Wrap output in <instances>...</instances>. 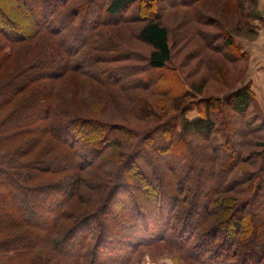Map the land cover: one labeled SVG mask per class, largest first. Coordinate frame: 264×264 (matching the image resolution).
<instances>
[{
    "label": "trees",
    "instance_id": "trees-1",
    "mask_svg": "<svg viewBox=\"0 0 264 264\" xmlns=\"http://www.w3.org/2000/svg\"><path fill=\"white\" fill-rule=\"evenodd\" d=\"M6 1L10 3L15 1L17 4L23 3V16L21 8L20 13L15 15L7 13L8 9L5 10L0 6V35L5 40L2 42L0 38V233L4 232L7 227L16 230V233L8 235L12 238H0V264H3L2 261L6 262L5 260L10 258L12 253L20 251L21 253L16 254H25L34 246L41 248V253L39 256L34 257V263L31 264H102V262L127 264L133 254L131 253V247L132 249L135 248V251L139 245L151 242H165L176 250L187 249L188 254L185 257L196 260L198 264H264V245L259 246L257 242L259 241L258 233L261 228L260 231L257 228L258 232L254 234V231L250 229V224H245L243 220L241 225L239 220V222L236 221L243 216L240 212L234 213L227 222L224 228L227 234L222 238L221 244H215L216 242L213 241L209 245L215 247V252L211 256L197 250H202L203 244L205 245L207 241L203 235L197 238V241H191L194 236L195 225L189 220V216L194 214V206L197 205V208L205 206V202H213L217 205V201L230 207L232 204H236V202L231 201L236 199L233 196H217L220 193L224 192L223 194H225L228 192L226 191V184L221 185L217 190H211V197L209 194L202 193L200 175L203 171L199 169L197 174L195 173V177L199 178L200 183L196 181L197 183L193 184V201L184 204L179 192H170L164 197L162 192L160 193L156 189L150 190V188L143 187L142 182H127L124 174L125 169L129 168L134 157V159H144L145 162H148L151 159H160V157L165 159V156H169L175 159L177 165L171 167V163L169 165L166 162L167 168L174 170L182 166L183 161L178 162L176 159L183 160L186 158L184 156L185 151H187L185 140L190 134L213 140L211 144L217 154H224L223 171L227 164L231 163L229 167L235 168L238 163L247 162L249 159L252 161L255 159L252 155L258 156L257 159H260V161L258 162L256 159L254 162L258 168H260L262 162L261 167L264 170V141L260 143L261 150L257 149V152L253 151L251 153L244 152L242 146L233 144L228 146L236 131L226 125L230 124L231 112L239 118L247 115L253 96L250 85L243 84L234 87L223 95L199 97L195 103L189 102L183 106L177 121L160 124L157 129L158 132H153L152 136L149 135L151 133H147L146 137L142 136L144 143L148 144L147 149H141L142 151L135 149L132 151L134 152L133 156L132 153H128L124 157L125 160L116 158L119 151H114L110 155L108 152L104 153L107 149L103 148L104 143L110 142L104 136L90 139L91 141L83 139V137L92 125L117 128V124L99 121L94 118H82V116L75 115L70 108L60 105L59 102L54 103L48 100L44 103L43 98L50 94V91H48L50 89L45 88L50 87L46 86V83L42 80L46 77L57 79L62 75L74 72L88 76L104 87H118L123 91H135L148 90V87L156 83L153 80L158 77V82L162 83L159 87L162 92H165H161V95L170 97L176 103L183 97L185 87L175 68L172 69L171 77L165 78V70L170 71L167 70V67L171 62L172 49L168 26L161 21L159 16L161 14L154 17L141 16L140 0H106L104 3H100L101 0ZM198 1L160 0L162 2L160 7L164 9L163 13L170 8L184 7L191 9ZM31 15L37 16L38 19H31ZM249 15L262 21L261 10L248 12L246 14L247 18ZM196 16L200 18L198 13L184 19L188 20V24L192 27L193 20L191 17ZM18 19H20V22ZM136 21L142 22V25L136 31L137 38L150 48L146 57H142L139 53L128 48L125 50L112 48L108 50L110 53L112 51L111 54L104 52V54L96 55V52L103 51L101 47L106 48L108 45L105 42L96 43L97 30L100 27ZM250 22L246 21L247 24H250ZM22 23L24 24L21 26ZM251 25L253 26L251 32L255 36L257 35L256 24L251 22ZM176 31L178 38L181 39L183 36L182 31ZM219 33L217 35L208 33L210 39L208 41L204 40L205 44L225 52L233 59L246 58V53L241 50L236 42V38L239 36L227 33V37L223 33ZM201 34V37H207L206 30L201 31ZM81 37L82 40L79 41ZM37 38L45 41L50 40L52 50L37 56L34 61L27 59L25 61L20 58L15 68L8 70L16 61H14V56L10 52H4L3 48L8 44L13 46ZM91 51L94 52L91 54ZM61 54H63V57L59 58ZM148 70L152 71L151 74L148 72L144 77H140L144 71ZM4 73L5 76L3 77ZM51 80H48L47 83H50ZM33 87H39L40 89ZM30 88L33 90H30ZM190 109H197L200 113L197 112L196 117L189 119L185 116V113ZM35 115H39L40 118L34 117ZM252 120L257 119L252 118ZM92 121H95V123ZM178 124L179 128L177 127ZM27 133H29L28 135L36 134V137L37 135L50 134L53 138L51 144V147H53L50 148L44 145L37 151L39 139L35 136L19 141ZM220 135L227 136L225 143H220ZM75 136L76 139L81 138L90 141L85 143L86 145L82 142L84 149L82 151L91 156L90 160H87L83 154L82 161H85L86 164L77 162V159H79L78 153L75 149H70L69 142H73ZM120 137L117 136L116 139H113V143L108 145H117L116 147L119 148L123 145ZM133 137H136V135ZM64 145L68 149L62 148ZM35 151L37 152L35 153ZM42 153H44L43 156ZM61 160H63L62 167L58 165L59 163L62 164ZM55 163L59 167H51ZM107 167H110V173L113 176L112 185L106 187L104 182L94 181L91 184L92 186L97 183L96 186L100 184L99 187H103L100 189V195L94 202H88L86 198L87 202L85 201L83 205L81 199L88 194H83V191L80 190L82 182L92 179L81 173H76V171L84 168L96 173ZM184 168L186 171H190L189 160ZM64 169L65 171H63ZM68 169H74L75 172L73 174L71 172L67 173L69 172L66 171ZM214 169H216L215 164ZM227 169L228 167H226ZM47 173L50 176L57 175L51 181L53 179H60V181L46 182ZM246 176L249 177V180L243 186L252 183L251 181L257 176H262V173H258L257 170L253 169L249 170ZM35 181H38V184H33ZM68 182L71 184L69 190L64 185ZM263 184L258 182L257 186L261 187L260 192L253 194L252 199L256 204L259 202L261 212L264 211ZM15 190L26 197L22 200L25 210L18 220L14 219L17 206L8 199L9 196L14 194ZM63 193H66L67 196L64 198L58 196V194ZM117 195L119 201H116ZM130 195L132 198L133 195L137 197V199L133 198L137 204L131 202ZM75 200L81 201L82 211L79 214H74L71 208V203L73 201L76 203ZM117 202H120V206L123 207V212L118 217L124 221L131 238L123 235L120 240L112 239L106 229L98 227V235L94 240H90V234L92 233L89 225L90 221L94 220L95 222L98 220L101 217L100 214L106 213V210L113 208ZM88 203L90 206H88ZM150 203L154 204L152 207L153 213L149 208ZM33 207L37 211L40 210L38 212H41L44 216H40L37 211L33 210ZM224 207L217 205L215 209L220 214L224 211ZM115 210L122 211L119 206L114 208ZM46 211L53 212V214L48 213V217H46V213H44ZM114 211L111 210L113 213ZM249 211L250 216L256 215L252 209ZM152 214H154V219ZM179 214L183 218L178 227L174 229L171 226V219L179 217ZM115 216L117 218V215ZM221 220L213 223L210 215L208 218L202 219V224L205 221L203 226L198 224L196 228H203V233H208L207 235L211 236L212 228ZM1 223L5 225L2 226ZM253 229L256 231V225ZM242 232H245V234L242 235ZM132 233L134 236H132ZM227 235L228 239L226 238ZM70 239L72 244L69 245V249H60V245ZM110 241H113L112 243L116 244L117 247L121 245L120 253L108 257V261L101 260L95 263L96 252L102 247H105V250H110ZM232 244L236 249L237 256L235 257L230 256L227 251ZM123 248H126V251L121 253ZM1 254L8 255V257H2Z\"/></svg>",
    "mask_w": 264,
    "mask_h": 264
},
{
    "label": "rangeland",
    "instance_id": "rangeland-1",
    "mask_svg": "<svg viewBox=\"0 0 264 264\" xmlns=\"http://www.w3.org/2000/svg\"><path fill=\"white\" fill-rule=\"evenodd\" d=\"M104 1L106 0H101L100 3H104ZM140 1V9L142 8L141 16L147 15L154 17L155 15L161 14L159 15L161 21L168 26L172 58L167 67V70L169 69L170 71L167 72L165 70V78L171 77L172 69L175 68L179 79L182 81L185 87L183 97L175 103L170 99V97L161 95L162 90L159 85L162 83L158 82V77L153 80L156 83L148 87V90L123 91L118 87L101 86L98 84V82L88 76L82 75L80 73L70 72L64 76L62 75L61 77H58L57 79H53V77H49V79L46 77V79H44L46 81L42 80V82L46 83V86L50 87L45 88L50 89L48 90L50 91V94L47 96L48 98L46 97L47 99L42 97L43 102L45 103V101L48 100H51L54 103L59 102L60 105L70 108L75 113V115L77 114V116H82V118H94L99 121L117 124V128H108L107 126L105 127L102 125L98 127L97 125H92L88 128L89 131L85 134L83 139L92 140L93 138L96 139L97 137L101 138L104 136L106 140L110 141L104 143L103 148H107L104 153L108 152L110 155L112 152L114 153V151H119L117 155L118 157L116 158L125 160L124 157L127 156L128 153H132L133 156L134 152L132 151L135 149L140 151H142L141 149H147L148 144L144 143L145 141L144 138L142 139V136L144 135L146 137L148 135L147 133H151L149 135L152 136V133L157 131L160 124H169L177 121L183 106L189 102L195 103L199 97L223 95L225 92L233 89L234 87L248 84L250 85L253 93L252 104L247 115L244 117L242 116L239 118L237 115H233L231 112L232 115L230 114V124H227L226 126L230 129H234L236 132L235 135L231 137L228 146L233 144L240 147L242 146L244 152H257L256 150L261 148L260 143H263L264 141V85L259 83L253 85V82L247 81L248 78H250L248 73H246L249 62L247 54L245 59H233L231 56L225 54V52H222L215 47H209V44L206 45L204 40L208 41V39H210L208 33L217 35L220 34L219 32L223 33L224 36H227V33H232L242 38H247L250 40L254 39L256 35L254 36L251 32V28L253 27L251 22L252 24H258L260 20L253 18L252 15H249L247 18L246 14L248 12L250 13L254 11H260V3L263 0H256V3L255 0H199L194 5V8H170L166 9L164 13L162 12L164 9L160 7L162 6V2H160V0ZM12 2L10 3L6 0H0V6H2L5 10L8 9L9 11L7 10V13L15 15H17L16 13H20L21 8V13L23 16V3L17 4L15 1L13 3ZM198 13L200 18L197 16L191 17L193 20V26L191 27L190 24H188V20H185L184 18H189V16ZM34 18H37V16L31 15V19ZM18 21L20 22V19H18ZM35 21L37 22V20ZM246 21L251 22L250 24H247ZM23 24L24 23H22L21 26ZM140 25H142V22L136 21L100 27L97 30L96 43L100 44L105 42L108 45L106 48L101 47L103 51L96 52V55L104 54V52L106 54H111L112 51L110 53L108 50L112 48L121 50L128 48L139 53L142 57H146L150 51V48L145 43L141 42L136 36L137 28ZM176 30L182 31L183 36L181 39L178 38ZM204 30H206L207 35L205 38L201 37V31L204 32ZM0 38L2 42L5 41L1 35ZM79 39V41H81L82 37ZM50 45V40L45 41L44 39L38 38L17 43V45L13 46L9 44L6 45V47L3 48L4 52H10L11 55L14 56V61H16L13 62L12 67H10L8 70L14 69L15 65H17L18 59L20 58L24 59L25 61L26 59L34 61L37 56L43 55L46 53V51L52 50ZM93 52L94 51H91V54ZM59 56V58H62L63 54ZM52 60L55 61L54 59ZM148 72L151 74L152 71H144L140 77H144ZM5 73L3 77L5 76ZM48 80H51L49 81L50 83H47ZM257 85L260 86L261 91L257 89ZM36 89L40 88L38 87ZM30 90L33 89L30 88ZM43 102H41V104H43ZM197 112H199L197 109H190V111L185 113V116L189 119H192L198 115ZM34 117L40 118L39 115H35ZM252 118L257 120L253 121ZM92 122L95 123V121ZM177 127L179 128V124ZM28 134L29 133L23 135L19 141H23L33 136L36 137V134ZM135 135L136 137H133ZM117 136H121L120 139L123 141V145L119 148L116 147L117 145H108L109 143H113V139H116ZM36 138L39 139L37 151L40 150V148L44 145H47L50 148L53 147H51L53 138L50 134L42 136L37 135ZM83 139H76L75 136L73 139L74 143L69 142V146L71 147L70 149H75V151L78 153L79 159H77V162L80 163H85V161H82L83 154L87 160H90L91 158L88 153L82 151L84 150L82 142H84V145H86L85 143H89L91 140L85 141ZM219 141H221L220 143H225L227 141V136L220 135ZM211 143H213V140L204 139L192 134L188 135L185 140L187 151H185L184 156H186V158L183 160L176 159L178 162L183 161V163H181L183 165L175 168L174 170L169 169L166 166V162H168L169 165L171 163V167L177 165L175 159L169 156H165V159L163 157H160V159H151V161H148L150 163L145 162L144 159H134V157L132 159L133 162H130L129 168L125 169L124 174L126 176L127 182H142L143 187L150 188V190L156 189L160 193L162 192L164 197H166V195H168L170 192L177 191L179 192L180 197L183 198L184 204H188L187 202L193 201V184L197 183L196 181H199V178L197 179L195 177V173L197 174L198 170L202 169L203 172L200 175V179L202 181L200 187L201 192L207 195L209 194L211 197V190H217L221 185L226 184V191L228 192L225 194H223L224 192L220 193L217 196H233L236 199L231 201L233 203L236 202V204H232L230 207L229 205L225 206L226 204H222V202L218 203L219 201H217V205H221V207L225 206L224 211L220 213L222 214L221 216L215 209L217 206L216 203L205 202V206H199L198 208L197 205L194 206V214L189 216V220L193 225H195V232L191 241H197V238L201 237L202 235L204 239L207 240L205 245L203 244L204 247L202 250L197 249L199 250L198 252L201 251L203 253L210 254L211 256V254L215 252V247H211L209 245L212 244L213 241L216 242L215 244H221L222 238L227 234L224 229L227 222L229 221L230 217L234 215V213L238 212L242 213L244 216H242L241 219L236 220H239L241 225L243 224V220L245 224H250V229L254 231V234H257L258 230L260 231L261 228V231L258 233L259 241L257 242L259 246L264 245V218H262L264 217V211L261 212L259 202L256 204L255 201H252L253 194L255 195L257 192H260L259 189L261 187L257 186L258 182L264 183V170L263 167H261L263 163L261 162L260 168H258L257 164L254 162L258 156L252 155L255 159L252 161L249 159L247 162L238 163L236 164L235 168H230L229 166L231 163H226L227 166H225L224 170L226 172L224 173L222 168L225 164L224 154H217ZM62 148L68 149V147L65 145ZM37 151H35V153ZM43 154L44 153H42V156ZM188 160L190 164V171L192 170L191 172L186 171L184 168V165L187 164ZM61 161L62 164H58L60 167L63 165V160ZM256 161L259 162L260 159H257ZM214 164L216 169H214ZM59 166H57V163L51 165L53 168ZM211 167H213L212 170ZM226 167H228L227 170ZM253 169L257 170L258 173H262V176H257L253 181H251L252 183L243 186V184H246L249 180V177L246 176V173ZM63 171H65V169ZM66 171H69L67 173L71 172L72 174L75 172L74 169H68ZM110 171V167L105 168L103 171H97L96 173L90 169L85 170L84 168H81L80 171H76V173H81L82 175H86L92 179L88 181L84 180L82 182L80 190L83 191V194H88L81 199L83 205L86 201V198L88 202H94V200H96V198L100 195V189L103 187H99L100 184L96 186L97 183L95 186H92L91 184L94 183V181L97 180L100 183L104 182L106 187H110L112 185L113 176ZM99 175L101 176L100 178ZM46 176V182L51 181L53 177H57V175L50 176L48 173ZM54 180L60 181V179H53L52 181ZM33 184H38V181L33 182ZM64 185L67 186L68 190L71 189V184L69 182L64 183ZM58 196L64 198L67 195L66 193H63L58 194ZM24 197L25 195L23 196L19 191L16 190L12 196L8 197V199L14 202L15 204H13L17 206V210L14 215L15 220H18L19 216H21L25 210L24 204H22V200L26 198ZM133 198L137 199V197L134 195ZM133 198L130 195L131 202L137 204ZM116 201H119L118 195L116 197ZM154 201L156 200L154 199ZM121 205L123 204L121 203ZM88 206H90L89 203ZM118 206L122 211H114V208ZM153 206L154 204L150 203L149 208H151L152 213ZM71 208L74 214H79L82 211L81 201H76V203L73 201L71 203ZM165 209L166 207L164 210ZM250 209L255 212V216H250ZM33 210L37 211V209L34 207ZM111 210L114 211V213L111 212ZM164 210L162 209L163 214ZM122 212L123 207L120 206V202H117L113 208L111 207L110 210H106V213L100 214L99 216L101 217H99L98 220L95 222L94 220H91L89 223L92 232L90 234V240H94L98 235V227L101 229H106V231L110 233L112 239L120 240L123 238V235L124 237L131 238L130 233H128V228L125 227L124 221L118 217V215ZM44 213H46V217H48V213L50 215L53 214V212L50 211H46ZM38 214L40 216L43 215L41 212H38ZM114 214L117 215V218ZM210 215L212 216L211 222L213 223H216L222 219L212 228L211 236L207 235L208 233H203V228H196L198 224H202V219L208 218ZM152 218L154 219V214H152ZM182 218L179 214V217L171 219V226L176 229ZM203 223L205 224V221ZM204 224H202V226ZM254 224L256 225V231L253 229L255 227ZM4 225L5 224L3 223L2 226ZM1 229L3 230L4 227ZM14 229L15 228L10 229L7 227L4 232L0 233V238H12V236L8 235L16 233V230ZM228 233L230 232L228 231ZM243 234H245V232H242V235ZM132 236H134L133 233ZM226 238L228 239V235ZM112 242L113 241H110V250H105V247H102L100 250H98V252H96L95 263L101 260L108 261L113 254L118 255V253H120L119 249L121 245L117 247L116 244H113ZM70 244H72L71 239L67 240L66 243L61 244L60 249H69ZM229 248L227 251L230 256H237L234 244H232ZM134 249L135 248L132 249L131 247V253L133 254L131 255L130 261L127 264H198L196 260L185 257V255L188 254L187 249L176 250L173 247L171 248L170 245L165 242H151L149 244H142L139 245L135 251ZM125 251L126 248H123L121 253H124ZM16 253L21 252L17 251ZM16 253H12L10 258L5 260L6 262L2 261V263L21 264L26 263L29 259L30 260L26 264L34 263V257L40 255L41 248L34 246V248L25 254ZM1 256L8 257V255L4 254H1ZM102 264L110 263L102 262Z\"/></svg>",
    "mask_w": 264,
    "mask_h": 264
},
{
    "label": "crops",
    "instance_id": "crops-1",
    "mask_svg": "<svg viewBox=\"0 0 264 264\" xmlns=\"http://www.w3.org/2000/svg\"><path fill=\"white\" fill-rule=\"evenodd\" d=\"M260 7L262 10V21L256 24V37L251 40L242 37L236 38L239 47L249 58L246 73H248L250 78L247 81L253 82V85L256 83L264 85V0L260 3ZM256 87L261 91L259 85Z\"/></svg>",
    "mask_w": 264,
    "mask_h": 264
}]
</instances>
